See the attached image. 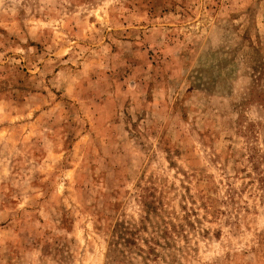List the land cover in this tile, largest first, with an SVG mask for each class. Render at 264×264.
I'll use <instances>...</instances> for the list:
<instances>
[{
	"label": "rangeland",
	"instance_id": "obj_1",
	"mask_svg": "<svg viewBox=\"0 0 264 264\" xmlns=\"http://www.w3.org/2000/svg\"><path fill=\"white\" fill-rule=\"evenodd\" d=\"M0 264H264V0H0Z\"/></svg>",
	"mask_w": 264,
	"mask_h": 264
},
{
	"label": "trees",
	"instance_id": "obj_2",
	"mask_svg": "<svg viewBox=\"0 0 264 264\" xmlns=\"http://www.w3.org/2000/svg\"><path fill=\"white\" fill-rule=\"evenodd\" d=\"M257 81L258 79H255V82ZM111 233L115 236V238L113 236V239L109 244V253L111 254L112 259L115 261L119 260L123 263L128 258V256L124 253V249L127 248V250L130 251V249L135 245V233L124 224L115 225Z\"/></svg>",
	"mask_w": 264,
	"mask_h": 264
}]
</instances>
